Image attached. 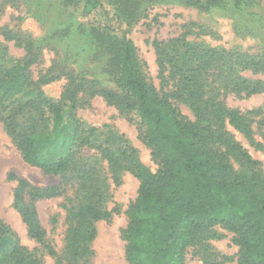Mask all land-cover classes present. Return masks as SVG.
Segmentation results:
<instances>
[{"label": "trees", "instance_id": "1", "mask_svg": "<svg viewBox=\"0 0 264 264\" xmlns=\"http://www.w3.org/2000/svg\"><path fill=\"white\" fill-rule=\"evenodd\" d=\"M66 1L71 4L79 0ZM86 2L89 16H100L88 22L84 30L112 54L118 69L115 81L121 90L102 88L97 93L119 110L137 114L143 125L141 138L159 168L150 172L123 135L114 130L101 132L100 127L80 120L78 108L83 97L79 93L86 91L84 79L71 81L57 100L40 90L32 99L16 103L15 98L34 84L29 71L34 63V44L26 40L23 59L11 67L0 64V121L29 165L61 179L57 186L40 188L9 175L18 181L14 206L27 225L29 237L56 256L59 264H81L92 255L96 223L111 220L117 210L109 211L99 204L110 196L107 178L96 173L94 162L78 161L79 150L86 146L101 153L117 185L125 171L140 181L123 231L130 264H185L188 248L199 244L217 225L234 234L241 264H264V175L259 161L226 130L229 123L252 138L253 117H264V106L242 112L227 107L221 99L229 93H264V81L240 74L264 73V49L257 53L228 52L184 41L188 56L185 65H180L179 61L172 64L171 55L157 43L160 75L164 76L170 62L177 78L173 94L160 95L142 78L135 46L128 37L141 10L150 3H180L262 18L255 10L257 0ZM5 37L11 39L6 33ZM46 82L41 79L36 86L41 88ZM170 96L188 103L196 121L182 114ZM67 126L71 130L64 135ZM70 186L76 189L68 208L65 247L59 255L48 244L37 201L61 196ZM0 264L46 263L40 251L23 245L0 218Z\"/></svg>", "mask_w": 264, "mask_h": 264}, {"label": "rangeland", "instance_id": "2", "mask_svg": "<svg viewBox=\"0 0 264 264\" xmlns=\"http://www.w3.org/2000/svg\"><path fill=\"white\" fill-rule=\"evenodd\" d=\"M255 10L261 13L262 18L223 10L209 11L180 3L145 5L128 33L136 49L142 78L160 95H172L175 90L177 78L172 74L170 62H167L164 76L160 75L157 43L171 55L172 64L179 61L180 65H185L184 58L188 56L183 47L184 41L228 52H260L264 49V0H257ZM88 13L86 0L71 4L66 0H0V64L11 67L26 55L24 42L30 40L34 44L31 57L34 63L29 67L34 84L14 101L26 102L40 90L48 98L57 100L71 81L84 79L87 82L86 91L79 93V97H83L78 108L80 120L88 126L100 127L101 132L114 130L123 135L139 161L155 173L159 166L153 160L151 149L141 138L143 125L137 114L119 110L97 93L102 88L121 90L115 81L118 69L112 54L84 30L88 22L99 20L97 18L100 16L99 13L90 16ZM5 33L11 39L6 38ZM240 74L252 80L264 81V73L243 71ZM41 79L47 82L38 88L36 83ZM170 99L182 114L196 121V115L188 103L172 96ZM221 99L227 107L242 112L264 106V93L249 96L229 93ZM251 128L253 134L249 138L233 125L226 124V130L259 161L264 175V117H253ZM70 130V126H67L64 135L69 134ZM77 157L81 163L94 162L96 173L107 178L110 196L101 199L99 204L109 211L117 210L111 220L96 223L97 236L91 243L93 253L81 264H130L125 253L123 231L128 225L127 210L137 198L140 181L125 171L117 185L108 162L96 149L82 147ZM234 168H239L235 162ZM10 174L40 188L57 186L61 182L59 176L46 174L40 168L29 165L0 121V218L12 228L23 245L40 251L46 264H59L56 256L49 254L41 243L29 237L27 225L14 206L18 181L9 179ZM75 189V186H70L61 196L37 201L48 244L59 255L63 254L65 247L70 224L68 208ZM95 200L98 201L99 197ZM233 237L234 234L223 226H215L203 235L199 244L188 248L185 264H241L239 247Z\"/></svg>", "mask_w": 264, "mask_h": 264}]
</instances>
